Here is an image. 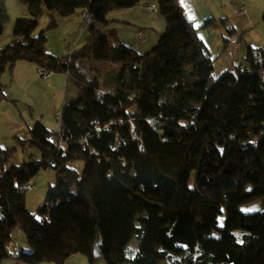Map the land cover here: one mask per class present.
<instances>
[{"label": "trees", "instance_id": "16d2710c", "mask_svg": "<svg viewBox=\"0 0 264 264\" xmlns=\"http://www.w3.org/2000/svg\"><path fill=\"white\" fill-rule=\"evenodd\" d=\"M19 1L30 16L14 22L0 73L28 61L65 73L77 97L63 104L59 130L39 122L29 130L39 160L5 170L13 150L0 149V264L15 228L28 249L13 247L19 264H63L75 253L92 261L97 240L107 264H264V49L248 47L214 78L205 42L174 0H154L166 27L144 53L104 30L111 11L143 0ZM44 11L47 29L56 16L89 12L83 45L52 55L44 30L34 35ZM6 19L0 0V35ZM99 62L117 65L110 89L101 88ZM73 160L80 171L67 166ZM48 167L56 182L30 213L21 187Z\"/></svg>", "mask_w": 264, "mask_h": 264}, {"label": "rangeland", "instance_id": "374dc122", "mask_svg": "<svg viewBox=\"0 0 264 264\" xmlns=\"http://www.w3.org/2000/svg\"><path fill=\"white\" fill-rule=\"evenodd\" d=\"M7 12V19L4 22V31L2 33V37H5L7 31L9 30L12 32V28L14 22L22 17V18H29V11L27 9V5L19 0H4ZM148 1V0H146ZM154 1V0H152ZM144 2V1H143ZM149 2V1H148ZM116 12V11H111ZM127 11L125 10L124 13H120V16L116 17V13L113 15L108 16L109 23L104 25L106 30H109V35L113 38L116 36L121 39L125 44L131 45V43H135L136 39L133 37V33L135 30L140 29L144 36L147 37L144 45H141V48L136 43L135 50L144 53L151 50L155 47L159 41L160 36L165 30L166 21L163 16H161L158 11L153 12L154 15H147L144 12V15L148 17V19L144 22H149L150 24H135V26H130L132 20L128 17ZM72 16V15H71ZM68 16L65 17L66 19H62L63 21L60 22V26L54 28H48V16L46 11L42 13V15L38 18V25L36 30L34 31V35H38L41 31L44 30V35L46 37V45L50 48L52 54L57 56H69L72 49H77L81 47L84 43V40L87 36V27L83 31L76 30V24H74L71 19L72 17ZM152 16V17H151ZM262 17V13L260 15ZM260 17V19H261ZM116 18H118L123 24H118L116 22ZM143 18V17H142ZM81 20V19H80ZM131 21L130 23H126V21ZM262 22V21H261ZM259 22L258 26H264L263 22ZM79 26V25H78ZM75 29V30H74ZM254 26L250 29L244 30V34L242 36V40L245 39H256L257 35L253 32ZM73 32L71 36L70 33ZM211 33H205L203 35L205 37V44L209 50L210 56L213 58V72L212 75L214 78L218 77L219 74L224 70H232L237 63L241 61L238 57H235L233 53L235 50L242 48V40L239 41L240 37H237V34L234 35L232 39V43L229 49L223 48L222 38H218V34L214 33V30L211 29ZM228 32L226 31L223 33V36H226ZM78 36L79 41L76 43L74 42V37ZM138 36V35H137ZM143 36V38H144ZM13 36L10 38L11 41ZM139 38V37H138ZM142 38V34H141ZM139 38V39H141ZM238 39V40H237ZM141 41H138L140 43ZM9 43V42H8ZM132 46V45H131ZM130 46V47H131ZM137 48V49H136ZM49 51V50H48ZM229 55H233L229 58ZM239 61V62H238ZM236 62V63H235ZM235 63V64H234ZM102 64L101 69L103 71L102 77L100 78L101 88L104 90L110 89L113 85L114 74L117 71V65L111 64L108 62H99ZM234 64V66H233ZM233 66V68H231ZM116 67V71L114 68ZM34 90V91H33ZM36 88L31 89L29 93L32 95V99L30 101H34L35 111L33 112V117L27 118L26 114L29 115V111L27 104H23L24 101H21L17 106L24 112L23 115L27 120H25V124L30 127V129L35 124L34 122L37 120L41 123L45 128L54 131H57L59 127V116L61 112V106H59L56 110L53 108L54 106H50L51 100L53 99L52 95H44V92L36 93ZM26 97L29 96L26 92ZM77 97V90L72 85H68L67 91V98L65 103H70ZM31 119V121H30ZM31 122V123H30ZM29 133L26 134L25 139H22L18 142L17 138L14 140L15 142H11L10 147H16V153L9 157L7 162L4 165V169L7 170L11 167L22 165L30 161L31 155L36 159L39 160L41 158V152L34 146L29 143ZM67 166L70 169H74L76 171H80L83 167V162L81 160H73L67 163ZM2 173V169L0 167V174ZM56 182V169L52 167H48L45 169H40L32 179V184L34 185L33 188L25 190V208L28 212L33 213L37 210V208L43 203L46 197V192L49 185H53ZM192 184V182H191ZM241 210L244 213H250L253 211L250 204H244L241 207ZM250 210V211H249ZM223 223V218L219 219V225ZM4 249H5V258L2 264H19L13 254H15L13 247H16V251L23 252L27 251V244L25 241V237L22 231L19 228H15L12 232L6 237L4 240ZM138 245V239L134 237L127 245H126V256H133ZM93 253L95 254L94 260L90 261L87 256L80 253H75L67 258L63 264H107L106 261L97 256L99 253V240H97L93 247ZM164 263V262H163ZM162 263V264H163ZM40 264H54L49 262H42Z\"/></svg>", "mask_w": 264, "mask_h": 264}, {"label": "crops", "instance_id": "0c3cea01", "mask_svg": "<svg viewBox=\"0 0 264 264\" xmlns=\"http://www.w3.org/2000/svg\"><path fill=\"white\" fill-rule=\"evenodd\" d=\"M143 1L139 2L131 8L117 10L116 12H110L108 16L116 13L117 17L120 16V13L123 14L126 10L128 17L132 20L130 26L133 27L135 26V24L142 25L144 23L150 24L149 22H144L145 20L142 19H148L147 15L154 14L153 12L147 13L144 9V5H154V1ZM174 3L181 7L185 16L197 27L196 33L204 42L205 37L203 35H205V33L207 32L211 33L210 31L211 29H213L214 33L218 34V38H222L223 44V40L226 39L225 49L227 50L230 48V45L233 42L232 39L235 34L239 33L237 37H240V41L242 40L244 30H247L248 28L251 29L254 26L253 32L256 33L257 38H251L249 40L244 38L242 40L241 50L237 48L233 55L235 57H238L240 54L239 58L242 60L246 54V50L248 47L264 49V26H258L259 22H261L260 15L264 12V0H174ZM144 12L145 14H147L146 16L144 15ZM81 14V12H74L73 14H71L72 16L68 15L72 17V22L76 24L77 31L81 19ZM65 17L56 16L58 26H60V22L63 21L62 19H66ZM207 19H212L215 22V26L212 28L204 27L203 23ZM116 22L118 24L124 23L121 22L118 18H116ZM130 22L131 21L128 20L126 21V23ZM57 25L56 27H58ZM104 30L105 32L109 33V30H106L105 28ZM226 31L228 32V34H226V36H223V33H225ZM139 32L142 34L141 39H139L137 36ZM72 34L73 32H71L69 36H71ZM133 35V37L136 39V42L133 44L131 43L132 46L125 44L117 36L116 38H118L127 46L135 48L137 43L141 48V45H144L147 37L144 36V33L140 29L135 30ZM11 37L12 32H10L9 30L7 31L5 37H2V34L0 35V49H3L8 44V42L10 43L12 41H9ZM79 39L80 38H78V36H75L73 41L77 43ZM138 41L141 42L138 43ZM46 47L50 52V48L47 45ZM233 55H229V58H231ZM233 66H231V68H233ZM38 69L39 68L33 63L19 60L13 65L11 69L6 67L2 71V73H0V149H11L13 150V155L16 153V147H10L9 144H11V142H15L14 140L16 138L18 142L22 139H25L23 137H25L29 132L30 127H28V125H26L24 122L28 117L32 118L33 112L35 111L34 101H30L33 100V97L29 93V91L36 88V93L44 92L42 96L52 95L53 99L51 100L49 107L54 106L53 108L55 110L59 106H61L62 108L67 98L69 83L67 82L66 74L63 72H51L47 78L43 79L38 74ZM26 92L29 95L27 97L25 94ZM21 101H24L23 104H27V111H29V115L26 114L27 118H25V116L23 115L24 112H21V110L17 106L19 103H21ZM36 122L38 121L36 120L34 123ZM2 155L3 154H0V157H2Z\"/></svg>", "mask_w": 264, "mask_h": 264}, {"label": "built area", "instance_id": "2783aa9c", "mask_svg": "<svg viewBox=\"0 0 264 264\" xmlns=\"http://www.w3.org/2000/svg\"><path fill=\"white\" fill-rule=\"evenodd\" d=\"M144 9L147 13H152V12H155L156 11V7L155 5L153 4H145L144 5ZM92 20V15L89 13V12H82L81 14V20H80V23H79V26H78V30L81 32L83 31L90 23V21ZM138 37L141 38V33L139 32L138 33ZM50 71H46V70H43V69H38V74L43 78H47L49 75H50ZM59 130V129H58ZM34 185L32 184H25L21 187L22 190H28V189H31L33 188Z\"/></svg>", "mask_w": 264, "mask_h": 264}, {"label": "snow or ice", "instance_id": "6c2138e0", "mask_svg": "<svg viewBox=\"0 0 264 264\" xmlns=\"http://www.w3.org/2000/svg\"><path fill=\"white\" fill-rule=\"evenodd\" d=\"M250 211V210H249Z\"/></svg>", "mask_w": 264, "mask_h": 264}]
</instances>
